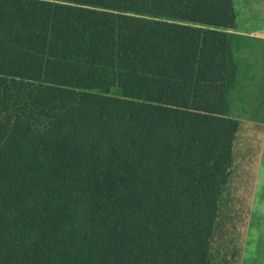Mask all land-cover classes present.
<instances>
[{"label": "trees", "instance_id": "1", "mask_svg": "<svg viewBox=\"0 0 264 264\" xmlns=\"http://www.w3.org/2000/svg\"><path fill=\"white\" fill-rule=\"evenodd\" d=\"M234 24V0H0V264H214Z\"/></svg>", "mask_w": 264, "mask_h": 264}, {"label": "rangeland", "instance_id": "2", "mask_svg": "<svg viewBox=\"0 0 264 264\" xmlns=\"http://www.w3.org/2000/svg\"><path fill=\"white\" fill-rule=\"evenodd\" d=\"M233 53L238 57L233 62V77L230 82L228 98L229 113L236 118L239 128L233 143V165L228 186L219 202L218 217L211 244V256L214 264H235L240 243V230L243 226L242 205L234 199V186L246 179V170L255 159V152L264 143V86L248 85L250 79L242 71L250 66L261 67L264 63V36L255 39H236L231 42ZM256 55L255 60H250ZM253 67V66H251ZM262 173H254L256 184L251 195V211L264 212V164ZM253 177V176H252ZM233 193V194H232Z\"/></svg>", "mask_w": 264, "mask_h": 264}, {"label": "crops", "instance_id": "3", "mask_svg": "<svg viewBox=\"0 0 264 264\" xmlns=\"http://www.w3.org/2000/svg\"><path fill=\"white\" fill-rule=\"evenodd\" d=\"M234 11L235 24L231 32V42L235 37L236 39H255L264 36V0H234ZM230 50L232 61H234L238 57L233 53L231 43ZM249 59L253 61L257 58L256 55L251 54ZM255 65L256 63L252 62L242 73L248 77H261L260 80L252 79L251 81L250 79L249 82L251 83H248V85L256 86V84L260 82V85L264 86V63L261 67ZM263 164L264 143H262L261 147L255 152V159L246 170V179L243 180L242 184L237 182L234 186V194L232 193L236 203L243 207L241 213L243 226L240 230V243L235 264H264V212L253 213L251 211V195L253 194V189L256 184L254 173L259 172L261 174V166ZM232 165L226 187L230 181ZM260 187L264 188V181L260 183Z\"/></svg>", "mask_w": 264, "mask_h": 264}]
</instances>
